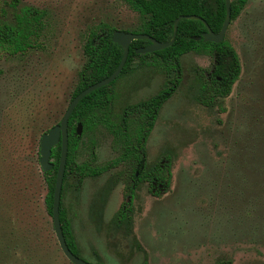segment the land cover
I'll return each instance as SVG.
<instances>
[{
    "label": "rangeland",
    "instance_id": "1",
    "mask_svg": "<svg viewBox=\"0 0 264 264\" xmlns=\"http://www.w3.org/2000/svg\"><path fill=\"white\" fill-rule=\"evenodd\" d=\"M21 1L49 17L38 48L0 57V264H71L44 204L39 138L71 99L88 28L104 22L129 29L137 14L121 0ZM223 38L240 67L229 93L206 94L200 75L210 57L185 53L179 82L149 131L146 165L166 155L165 190L155 196L139 183L128 217L118 221L128 167L65 185L61 205L79 257L95 264H264V0H247ZM171 75L158 57H133L110 86L113 119L168 85ZM90 141L94 165L119 152L97 125L82 136L77 163L88 158Z\"/></svg>",
    "mask_w": 264,
    "mask_h": 264
},
{
    "label": "trees",
    "instance_id": "2",
    "mask_svg": "<svg viewBox=\"0 0 264 264\" xmlns=\"http://www.w3.org/2000/svg\"><path fill=\"white\" fill-rule=\"evenodd\" d=\"M246 1L230 0V21L238 16ZM121 2L137 14V21L131 28L120 30L144 33L160 42L170 39L173 20L179 15H195L205 21L211 31L216 33L220 29L225 12L224 0H121ZM48 17L45 9L23 3L21 0H0V57H18L38 48L47 28ZM114 30L116 28L104 22L88 28L81 45L84 61L77 71V80L71 97L87 85L106 77L115 69L122 49L110 39ZM203 32L205 27L201 20L181 18L177 22L174 40L163 49L152 53L135 54L134 49L147 45L148 41L134 39L129 43L126 61L115 78L127 70L135 56L158 57L165 71L171 72L172 75L167 80L168 85L166 84L149 98L127 106L116 120L113 119L110 111L113 98L110 86L115 79L83 96L71 112L67 121V153L58 218L66 245L73 254L78 256L69 222L61 205L65 185L71 178H74L75 185H78L84 177L96 176L123 164L129 168L128 177L133 179L134 183L147 180L149 189L154 195L160 194L156 186L158 183L163 190L167 188L170 176L167 162H164L161 167L157 162L148 170L138 169L137 176L133 169L142 166L144 140L161 105L171 96L179 82L180 57L188 52L208 55L211 59L210 68L200 75V78L204 79L201 88L213 97H224L229 93L240 70L238 56L225 38L218 43L203 41L201 39ZM194 36H200V38L196 40ZM78 122L81 124L80 135L74 133V127ZM97 125L105 126L113 142L118 145L117 156L102 165H94V148L93 142L90 141L88 158L77 163L76 152L82 136ZM58 153V144L51 147L52 166L48 171H42L46 185L44 204L48 213H50ZM163 158L167 160L166 155ZM126 207L118 209L116 214L118 221L128 217L125 212L128 211V205Z\"/></svg>",
    "mask_w": 264,
    "mask_h": 264
},
{
    "label": "water",
    "instance_id": "3",
    "mask_svg": "<svg viewBox=\"0 0 264 264\" xmlns=\"http://www.w3.org/2000/svg\"><path fill=\"white\" fill-rule=\"evenodd\" d=\"M224 7H225L224 18L219 31L216 33L211 31V29L205 23V21H203L201 18L195 15L177 16L172 23L171 37L166 42L157 41L151 36L144 33H134L130 31H123L120 29H116L112 31L110 36L111 41L119 45L122 49L120 59L115 69L106 77L87 85L86 87L78 91L75 95H73L69 100L58 122L55 125L48 128L47 131L40 136L39 147H38V153H39L38 163L42 171H48L51 168L52 164L50 161V149L56 144L58 140L60 143L58 160H57L54 182L51 193L50 217H51V225L57 245L63 256L71 264H93L77 257L69 250V248L66 245L64 236L62 234V230L58 218L60 191H61L62 177H63L65 161H66V153H67V121L71 112L73 111L76 104L83 96H85L86 94H88L89 92L93 91L96 88L109 84L111 81L115 79V77L120 73L126 61L129 43L134 39H145L148 41L147 45L134 49V53L136 54L150 53L163 49L169 46L174 40L178 20L181 18H185V19L194 18L201 20L202 23L204 24L205 32L201 34V39L203 41L214 42V43H218L222 41L225 30L230 21V0H224ZM193 38L197 40L200 38V36H194ZM74 133L76 135H80L81 133V124L79 122L76 123L74 127Z\"/></svg>",
    "mask_w": 264,
    "mask_h": 264
},
{
    "label": "flooded vegetation",
    "instance_id": "4",
    "mask_svg": "<svg viewBox=\"0 0 264 264\" xmlns=\"http://www.w3.org/2000/svg\"><path fill=\"white\" fill-rule=\"evenodd\" d=\"M223 40V39H222ZM150 53H152V52H150ZM136 54V53H135ZM145 54V53H144ZM237 54V53H236ZM239 61V60H238ZM162 106V105H161ZM159 111V110H158ZM149 134V133H148ZM147 137H148V135L146 136V138H145V140H144V157H143V164H142V166L140 167V168H134L133 170H134V172H135V176H137V173H138V169L139 170H142V171H144V170H148L149 168H151V166L153 165V164H155V163H157L158 162V165L161 167V165L164 163V162H167L168 163V161L167 160H165L164 158H160L157 162H154L153 164H151V165H149V166H147L146 165V159H145V142H146V139H147ZM59 145L60 143H59V140L56 142V144L55 145ZM54 145V146H55ZM51 159V158H50ZM57 165V164H56ZM65 168V167H64ZM56 170V169H55ZM55 176V175H54ZM63 178V177H62ZM141 182H144V183H146L147 184V190L150 192V193H152L153 194V192H151L150 191V189H149V183H148V181L147 180H140V181H138V182H136V183H134V181H133V179H131L130 177L128 178V182H126V190H127V195H126V200H127V205L130 203V200H131V198L133 197V191H134V189L137 187V185L139 184V183H141ZM61 186H62V184H61ZM157 187H158V190L157 191H163V189L161 188L162 186H161V184L160 183H158L157 185H156ZM154 189H152V191H153ZM130 192V193H129ZM60 193H61V191H60ZM154 195V194H153ZM156 196V195H155ZM62 199V198H61ZM59 203H60V201H59ZM121 207H123V206H121ZM120 207V208H121ZM127 208V207H126ZM59 214V213H58ZM49 216H50V213H49ZM51 218V217H50ZM63 234V233H62ZM75 255V254H74ZM77 256V255H76ZM77 257H79V256H77ZM79 258H81V257H79ZM81 259H83V258H81ZM84 260V259H83ZM86 261V260H85ZM87 262H89V261H87ZM90 263H92V262H90ZM93 264H95V263H93Z\"/></svg>",
    "mask_w": 264,
    "mask_h": 264
}]
</instances>
